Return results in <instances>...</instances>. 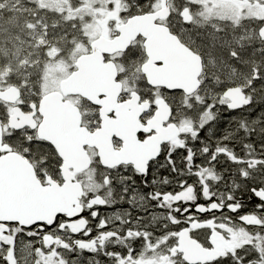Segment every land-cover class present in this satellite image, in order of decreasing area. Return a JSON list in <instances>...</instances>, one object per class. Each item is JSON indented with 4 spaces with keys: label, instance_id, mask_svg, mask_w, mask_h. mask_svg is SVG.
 Wrapping results in <instances>:
<instances>
[{
    "label": "snow or ice",
    "instance_id": "snow-or-ice-1",
    "mask_svg": "<svg viewBox=\"0 0 264 264\" xmlns=\"http://www.w3.org/2000/svg\"><path fill=\"white\" fill-rule=\"evenodd\" d=\"M0 264H264V0H0Z\"/></svg>",
    "mask_w": 264,
    "mask_h": 264
}]
</instances>
